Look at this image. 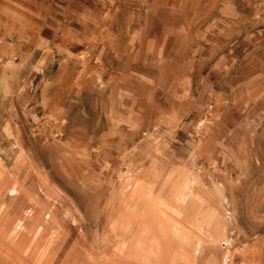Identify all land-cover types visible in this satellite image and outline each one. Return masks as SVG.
<instances>
[{
    "label": "rangeland",
    "instance_id": "374dc122",
    "mask_svg": "<svg viewBox=\"0 0 264 264\" xmlns=\"http://www.w3.org/2000/svg\"><path fill=\"white\" fill-rule=\"evenodd\" d=\"M0 231V264H264V0H0Z\"/></svg>",
    "mask_w": 264,
    "mask_h": 264
},
{
    "label": "bare ground",
    "instance_id": "6f19581e",
    "mask_svg": "<svg viewBox=\"0 0 264 264\" xmlns=\"http://www.w3.org/2000/svg\"><path fill=\"white\" fill-rule=\"evenodd\" d=\"M8 218H9V217H8ZM160 219H161V218H160ZM160 222H161V221H160ZM160 226H161V225H160ZM3 227H4V226H3ZM6 227H7V226H6ZM6 227H5V228H6ZM11 228H12V227H11ZM35 228H36V227H35ZM6 229H7V228H6ZM170 229H171V228H170ZM170 229H169V230H170ZM10 230H11V229H10ZM179 230H180V229H179ZM0 232H1V231H0ZM4 232H5V231H4ZM8 232H9V231H8ZM35 232H36V231H35ZM38 232H39V231H38ZM44 232H45V231H44ZM175 232H176V230H175ZM179 233H180V232H179ZM38 234H39V233H38ZM42 234H43V233H42ZM176 234H177V233H176ZM185 234H186V233H185ZM2 236H4V235H2ZM167 236H168V235H167ZM161 237H162V236H161ZM174 238H175V236H174ZM174 238H173V239H174ZM40 239H41V237H40ZM34 240H35V239H34ZM24 241H25V240H24ZM24 241H23V240H20V241H19V242L13 247V248H14L15 250H20V251H21V249H22V247H23V244H25ZM39 241H40V240H39ZM176 242H177V241H176ZM181 242H183V241H181ZM36 245H37V244H36ZM35 247H36V246H35ZM170 247H171V246H170ZM34 249H35V248H34ZM34 249H33V250H34ZM48 249H49V248H48ZM48 249H47V250H48ZM170 249H171V248H170ZM182 249H184V248H182ZM44 251H46V250H44ZM9 252H10V251H9ZM32 252H33V251H32ZM178 253H179V252H178ZM10 254H11V253H10ZM15 254H16V253H15ZM30 254H31V253H30ZM11 255H13V254H11ZM39 255H40V254H39ZM15 256H16V255H15ZM17 256H18V255H17ZM31 256H32V258H31V257H29V258L32 260V259L34 258V257H33L34 254H32ZM44 256H45V255H44ZM174 256H176V255L174 254ZM23 257H24V256H23ZM23 257H21V259H20L21 261H20V260H17L18 262L20 261L19 264H25V263H26V259H24ZM92 257H93V256H92ZM180 257H181V256H180ZM19 258H20V256H19ZM19 258H17V259H19ZM3 259H4V258H3ZM15 259H16V258H15ZM30 259H29V260H30ZM83 259H84V258H83ZM176 259H178V258H176ZM27 260H28V258H27ZM85 260H86V259H85ZM178 260H179V259H178ZM2 261H3V260H2ZM51 261H52V258L49 257V258L47 259V263H46V264H51ZM3 262H4V261H3ZM15 262H16V261H15ZM84 262H85V261H84ZM97 262H98V261H97ZM176 262H177V261H176ZM178 262H180V261H178ZM178 262H177V263H178ZM6 263H7V261H6ZM6 263H5V264H6ZM8 263H9V262H8ZM11 263H12V262H11ZM180 263H181V262H180ZM180 263H179V264H180ZM12 264H13V263H12ZM17 264H18V263H17ZM28 264H29V263H28ZM116 264H117V263H116ZM168 264H169V263H168Z\"/></svg>",
    "mask_w": 264,
    "mask_h": 264
}]
</instances>
